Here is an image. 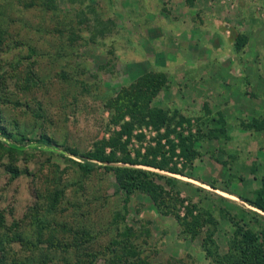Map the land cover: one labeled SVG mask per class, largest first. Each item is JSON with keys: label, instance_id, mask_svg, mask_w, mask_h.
<instances>
[{"label": "rangeland", "instance_id": "374dc122", "mask_svg": "<svg viewBox=\"0 0 264 264\" xmlns=\"http://www.w3.org/2000/svg\"><path fill=\"white\" fill-rule=\"evenodd\" d=\"M159 72L167 82L149 109L189 120L175 127L174 144L178 135H198L185 177L168 174L172 185L155 182L167 199L185 201L177 209L171 203L170 212L183 217L191 202L214 216L217 226H203L197 236L149 196L127 197L113 171L100 167L85 175L68 151L86 153L118 131L112 120L130 119L123 89ZM217 102L224 107L210 106ZM262 118L264 0H0V127L30 140L45 135L54 146L0 149V264H238L231 218L242 224L256 211L243 200L254 199L264 181V166L253 167L264 145L252 147L253 157L243 162L234 139L253 133L241 124ZM221 129L225 133L208 137ZM163 133L136 127L127 147L131 157L155 146ZM211 150L229 157L225 168L213 159V175ZM173 162L186 164L179 156ZM8 167L19 176L12 178ZM126 230L130 255L122 249ZM50 241L82 243L54 252ZM29 244L38 248L31 251Z\"/></svg>", "mask_w": 264, "mask_h": 264}, {"label": "trees", "instance_id": "16d2710c", "mask_svg": "<svg viewBox=\"0 0 264 264\" xmlns=\"http://www.w3.org/2000/svg\"><path fill=\"white\" fill-rule=\"evenodd\" d=\"M245 43V38H238L236 41L237 48H241ZM167 82V78L163 73H148L139 78L130 89H123L121 97L123 102L127 106V116L129 121H124V116H116V119L112 120L113 125H119L120 129L109 134L106 138H102L94 145L91 151L86 153H80L75 149L68 150L70 155L80 159L82 170L85 175L94 172L97 168L103 167L106 171H113L116 177V181L121 190L125 192L127 197L135 192L143 193L151 199V201L158 207H166V213H171L178 221L180 226H183L185 231L197 236L203 226L216 227L217 222L214 216L206 210H201L197 205L188 202L186 213L181 217L177 210L170 212L169 207L171 203H174V209H177V204L182 207L185 201L179 197L176 199H167V193L163 186L155 182L156 179L164 180L168 185H172L175 181L174 178L168 176V174L174 176L185 177L183 168L191 167L194 153V144L196 136L178 135V143L174 144L169 139L170 135L175 132V127L188 122L184 116L179 115L177 112L169 114L157 109H149L151 100L162 90ZM118 110V106H115ZM221 128H223V121H220ZM244 130L251 132L264 131V118L254 119L248 124H241ZM152 126L157 132L164 129L163 134H159L158 141L155 146H149L145 149L144 153L137 150L135 157L132 158L128 150L129 138L136 127ZM200 133V131H199ZM215 133H225L224 129L208 132V137L216 138ZM203 135V134H202ZM126 137V140L123 138ZM139 140L142 136H138ZM198 138V137H197ZM226 141L230 140L228 135L224 136ZM165 140V145L168 149H165V145L161 143ZM25 143H35L37 146H45L49 149H53L52 140L45 135L40 136L37 140L26 139L25 137H15L8 133L2 127H0V149L6 151H20L19 148L25 145ZM179 149L180 153L176 154V150ZM182 157L186 160V164L179 168L173 159L176 157ZM116 164H122L124 166H114ZM144 168H151L157 170L154 172ZM9 173H12L11 177L16 178L19 176V172L15 168H7ZM159 172H166L162 174ZM58 193H54L51 197L52 202L56 203ZM247 202L256 211L264 213V181L260 189L256 192L254 199L243 200ZM33 209H36L35 207ZM179 211V210H178ZM256 211L250 210L249 220L240 224L238 221L231 218V222L235 227V239L238 241L235 254L232 259L235 258L238 264H264V224H259L260 221H264V218ZM229 213H221V216H227ZM130 230V229H129ZM129 230L122 234V238L125 241L124 250L125 255H130L133 252L132 244L127 240L130 237ZM212 233H214L212 231ZM212 233H208V240L212 243ZM80 235V234H78ZM204 242L206 246L207 241ZM81 241L73 242L69 246H65L58 242H48V248L54 250V252H68L67 249L74 248L78 250L81 245ZM28 248L32 251L37 249L38 246L30 245ZM134 253V252H133ZM80 262H75V264Z\"/></svg>", "mask_w": 264, "mask_h": 264}, {"label": "crops", "instance_id": "0c3cea01", "mask_svg": "<svg viewBox=\"0 0 264 264\" xmlns=\"http://www.w3.org/2000/svg\"><path fill=\"white\" fill-rule=\"evenodd\" d=\"M213 68H209V70H212ZM224 103L223 102H217L216 105H210L212 108H216V107H219L221 106L222 108L224 107ZM227 106V105H226ZM233 140V139H232ZM235 143L238 144V150L239 152H241V156H244V158L242 157V160L243 162H248L247 160H251V157H253L254 153H251V148L254 147L255 148V151L256 150H261V147L264 145V131L262 132H253L251 135L247 136V138H241L239 136V138L237 139H234ZM229 145V144H228ZM224 148V147H222ZM221 148V149H222ZM212 149V148H211ZM219 151V150H218ZM212 152V150L210 151V157L212 159H210L209 161V173H211V175H213V170L215 168V161L218 162V163H221L222 166L225 168L227 166V164L229 163L228 161V156L225 154V150H222L220 152ZM216 154V155H215ZM220 156V157H219ZM216 157V158H215ZM226 157V158H224ZM228 157V158H227ZM259 157L261 158L260 161H255L254 163H258V164H254L255 166H253L254 168L256 167V169L258 171H262V169L260 168L261 166L263 167L264 166V149L261 150V152H259ZM213 159L214 162H213ZM227 159V161H226ZM245 160V161H244ZM255 160V159H254ZM262 161V162H261ZM226 162V163H225ZM239 162V161H238ZM243 162H240V163H243ZM259 162L261 163L259 166ZM242 165H246L247 164H241ZM246 166H244L242 169L245 171L246 170ZM213 168V169H212ZM227 170L229 169V167L226 168ZM225 170V171H227ZM239 170V169H238ZM256 175H254V178L255 179ZM195 181L199 182V183H203L205 181H201L200 179H195ZM217 186V185H216ZM216 190H219V188H216ZM223 192V191H222Z\"/></svg>", "mask_w": 264, "mask_h": 264}]
</instances>
